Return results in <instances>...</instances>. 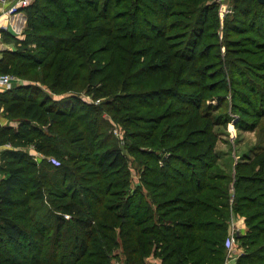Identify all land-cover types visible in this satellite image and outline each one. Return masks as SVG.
<instances>
[{"label": "trees", "instance_id": "trees-1", "mask_svg": "<svg viewBox=\"0 0 264 264\" xmlns=\"http://www.w3.org/2000/svg\"><path fill=\"white\" fill-rule=\"evenodd\" d=\"M232 2L243 21L232 30L245 35L226 45L235 120L208 102L228 90L210 82L213 56L203 63L200 48L216 0H34L23 10L36 53L0 52V73L28 79L0 92V142L11 144L0 264H226L237 217L235 264H264V144L236 163L216 150L214 128L231 120L264 134V58H254L264 4Z\"/></svg>", "mask_w": 264, "mask_h": 264}, {"label": "rangeland", "instance_id": "rangeland-1", "mask_svg": "<svg viewBox=\"0 0 264 264\" xmlns=\"http://www.w3.org/2000/svg\"><path fill=\"white\" fill-rule=\"evenodd\" d=\"M216 2L218 3V8L215 16L212 15V17L206 20V22H212L214 24L213 28L209 31L213 38H206V30H204V36L200 48L201 50L207 52V57L206 59H204L203 63L208 62L213 56V58L211 59V63H209L208 65L210 67L213 66L212 71H207L212 72L211 76L213 77V79H209L210 82L212 80L220 81L224 83L225 86H227L228 90L226 91L227 95H224V98L221 97L220 99H209L208 102L216 107L217 105H219V113L228 112L230 116H233V120H235V114L232 111L233 99L231 98V93L234 92L236 85L233 84L232 78H238V76L234 75V71H232L231 67L236 62V55L231 50H228L226 45L227 40L238 39L245 36L244 34L234 33L232 30L234 26L237 28H241L243 26V21L242 18L238 16V14L233 13L231 9L233 7L232 0H216ZM23 15H25L24 12ZM5 18L7 17L0 15V52L4 48H28L30 52L36 53V51H34L36 49L35 44L26 43L28 40L26 21L23 22L22 25L21 21H17V19L10 20V18L9 20H6ZM254 58L256 60L259 58H264V54L259 53ZM223 71L225 72V74H220V72ZM217 73H219V75H217ZM12 75L18 77L21 80V83H26V80L28 82V79H26L25 77L17 76L14 73ZM40 88L41 92H46L51 94L52 96H56L46 86L40 85ZM4 90L6 89H1L0 92ZM61 97L62 95L56 96V98ZM83 98L84 100L90 101L89 97L87 96H83ZM0 120L2 123L7 122L6 118L2 115H0ZM11 124L15 126L14 122H12ZM116 128L113 130L114 136L118 140L119 144L123 146L122 148H124L125 153H127L130 159H132L130 153L124 147V142L126 139L124 132L122 133ZM214 130L217 133L218 138L216 150H218L221 156L220 160L222 162L231 163L234 160V163H236V161L241 158L243 154H248V152L251 151L252 148H257L260 145L264 144V134L260 136V124L257 128L252 130H240L235 127L234 121L231 120L229 123H227L226 127L216 126ZM30 153L32 155V158L39 162L40 155L36 154V151L32 148L30 149ZM135 164H137V162H135L134 165ZM138 179L139 176L135 175V181L132 183L133 187L138 184ZM236 220V223L233 222L235 220H232L231 225H233L234 223L232 231H237V229H240V227L245 229L244 218L237 217ZM235 244L236 243L234 242V245ZM242 250V247H238V245H235L233 254H239L242 252Z\"/></svg>", "mask_w": 264, "mask_h": 264}, {"label": "built area", "instance_id": "built-area-1", "mask_svg": "<svg viewBox=\"0 0 264 264\" xmlns=\"http://www.w3.org/2000/svg\"><path fill=\"white\" fill-rule=\"evenodd\" d=\"M34 0H0V15L1 16H6L7 18H15L19 14H22L24 9L28 7ZM21 80L13 76L12 74L9 73H0V88L1 89H9L15 85L21 84ZM11 144L10 143H5L2 144L0 142V165L2 162V151L6 148H10ZM36 154L40 155L39 153L36 152ZM0 179H1V174H0ZM233 231H231L230 238L227 241L228 244V255H227V261L226 264L232 259H235L237 254H233V249H234V236H233ZM116 264H127V263H122V262H116ZM151 264H158L155 260L151 262Z\"/></svg>", "mask_w": 264, "mask_h": 264}, {"label": "crops", "instance_id": "crops-1", "mask_svg": "<svg viewBox=\"0 0 264 264\" xmlns=\"http://www.w3.org/2000/svg\"><path fill=\"white\" fill-rule=\"evenodd\" d=\"M1 7V6H0ZM25 14V13H24ZM6 20H9V18H5ZM12 19H17V21H21V23H22V25H23V22H25L26 21V16L25 15H23V13L22 14H19L17 17H15V18H12ZM12 19H10V20H12ZM0 90H1V88H0ZM237 222V220L235 219V221H234V223H236ZM234 223H233V225H234ZM233 225H231L230 226V231H232V228L234 227ZM240 229L241 230H243L244 228H242V227H240ZM236 263V259H232V260H230L229 262H228V264H235Z\"/></svg>", "mask_w": 264, "mask_h": 264}, {"label": "water", "instance_id": "water-1", "mask_svg": "<svg viewBox=\"0 0 264 264\" xmlns=\"http://www.w3.org/2000/svg\"><path fill=\"white\" fill-rule=\"evenodd\" d=\"M258 1L264 4V0H258Z\"/></svg>", "mask_w": 264, "mask_h": 264}]
</instances>
